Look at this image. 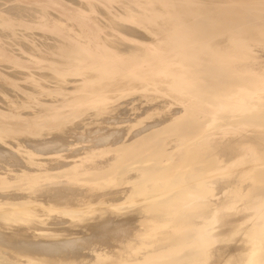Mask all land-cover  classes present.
<instances>
[{"label": "bare ground", "instance_id": "obj_1", "mask_svg": "<svg viewBox=\"0 0 264 264\" xmlns=\"http://www.w3.org/2000/svg\"><path fill=\"white\" fill-rule=\"evenodd\" d=\"M201 1L0 0V36L19 34L25 41L36 34L45 44L42 50L32 41L10 49L12 40L0 38V264H264V0ZM115 2L124 3L123 10ZM113 6L117 22L107 31L103 17L111 16ZM149 24L151 34L160 36L156 40L145 32ZM136 32L147 36L138 41L126 35ZM116 37L137 46L117 45ZM149 88L179 100L176 109L170 103L175 110H166L168 117L142 121L130 138L120 132L126 139L112 137L111 143L102 121L97 128L103 136L99 130L91 136L104 144L74 154V143L65 145L72 149L68 160L55 161L52 152L55 162L44 165L49 152H39L67 143L44 128L73 120L86 105L102 104L103 110L115 95L131 98ZM53 92L62 98L44 99ZM11 95L21 100L10 101ZM154 102L163 110L170 101L161 102L163 108ZM86 121L82 127L96 126ZM127 122L131 126L132 118ZM42 129L51 137L47 142L41 141ZM53 181L59 182L54 190L46 191L47 185L44 196L36 197L39 187ZM92 188L97 191L91 196ZM98 204L123 210L117 216L124 217L110 219L105 209L107 219L98 212L105 220L92 229L86 212ZM47 210L68 217L53 213L50 221V212L42 217ZM80 215L87 232H56L55 226L75 224Z\"/></svg>", "mask_w": 264, "mask_h": 264}, {"label": "rangeland", "instance_id": "obj_2", "mask_svg": "<svg viewBox=\"0 0 264 264\" xmlns=\"http://www.w3.org/2000/svg\"><path fill=\"white\" fill-rule=\"evenodd\" d=\"M205 1L207 2V0H205ZM205 1L202 0L201 3H202V4H205V3H206ZM208 1H209L208 4H209V3L211 4V3L213 2L212 0H208ZM210 1H212V2H210ZM204 2H205V3H204ZM115 4H117L118 6H120V8H118V6H115V7L113 6V8H112L113 12H110V14H108V15H111L113 18H112L111 16H109V18H108V17H107V18H106V17H103V19L105 18L104 21H103V22H104V26L107 24L106 27H109V28H106V27H105V28L107 29V31H108V29L111 28V27H110L111 24L115 25L116 22H117V20H116L117 18L114 17V11H116L117 8H118V10H120V9L123 10V7H124V6H122L124 3H121V2H120V3H117V2H115ZM119 4H120V5H119ZM210 4H209V5H210ZM209 5H206V4H205L204 6H209ZM121 6H122V8H121ZM114 8H116V9H114ZM112 10H111V11H112ZM112 13H113V14H112ZM108 25H109V26H108ZM140 25H141V26H140ZM143 25H144V26H143ZM145 25H146L145 23H143V24L140 23V24H139L140 27H142V26L145 27ZM149 26H150L149 28L151 29V27H152L151 24H149ZM143 27H142V28H143ZM152 28H153V27H152ZM150 29H146L145 32L147 33V35H151V37H152L153 40H154V39L156 40L157 37H160V36H157V37H156V35H159L158 33L156 34V31L154 32V34H151V33L154 31V30H153L154 28L151 29V30H150ZM104 30H105V29H104ZM147 30H150V31L147 32ZM152 30H153V31H152ZM149 32H150V33H149ZM5 34H6V33H4V35H5ZM126 35H128L127 37H129V38H133V39H135V40H138V39H139L138 41H140L141 38H144L145 36H147L144 32H140V33H138V32H136V33H129V34H126ZM131 35H132V36H131ZM135 35H137V36H135ZM140 35H141V36H140ZM152 35H153V36H152ZM1 36H2V35H1ZM1 36H0V38H1ZM5 36H6V35H5ZM5 36H2V39H3V40L6 39V40H8V41H11V40L13 41V42H12V41L9 42V45H8V46H9L10 49L18 47L17 45H21V46H23V45L26 46V45H27V46H29L28 43H29V44L32 43V45H35V44H33V43L37 42V43H36L37 45H38L39 43H40V44H39L38 46H36V45H35V46H36V47H39V46H40V48L43 46V47L41 48V50H42V49L44 48V45H45V44H43V42H41L42 39L39 38V35H38V37H37L36 34H35V35H34V34L29 35L30 37H29V36H28V38L26 37V38H25V41L19 39V37H20L19 34H16V36H17L16 39H19V40L13 39L14 37L10 38L11 40H9L8 38H9L10 36H7V38H6ZM16 36H15V37H16ZM133 36H134L135 38H134ZM142 36H144V37H142ZM21 37H22V36H21ZM21 37H20V38H21ZM33 37H34V40H35V41L33 40ZM35 37H36L37 40L35 39ZM110 37H111V36H110ZM154 37H155V38H154ZM4 38H5V39H4ZM116 38H117V40L113 38V39L115 40V41H113V42H114V43H117V45H120V44H121V45H122L123 47H125V48L128 46L127 44H129V45L132 44V45L135 46V47L137 46L136 43H134V44H135V45H134V44L132 43V41H130V40H129V41H130V43H129L128 40H124V41L122 42V41H121L122 38H120V37H116ZM2 39H0V42L3 41ZM27 39H28V40H27ZM31 39H32V40H31ZM39 40H40V41H39ZM141 40H142V39H141ZM14 41H16V42H14ZM17 41H19V42H17ZM20 41H21V43H23V44H21ZM31 41H32V42H31ZM33 41H34V42H33ZM125 41H127V42H125ZM30 42H31V43H30ZM25 43H26V44H25ZM12 44H13V45H12ZM15 44H16V45H15ZM11 45H12V47H10ZM41 45H42V46H41ZM15 46H16V47H15ZM19 47H20V46H19ZM118 48H120V47H118ZM125 48H124V49H125ZM120 49H121V48H120ZM14 50H15V49H14ZM41 70H42V69H39V72H40ZM42 71H43V70H42ZM36 75H39V74H36ZM39 76H40V77H39V80H40V81H43V80H44V81H47L48 78L50 77V76H47L46 74H44V75H39ZM42 76H43V77L45 76V77L43 78ZM41 77L43 78V80H42ZM127 80H128V79H127ZM127 80H126V79H123L122 82H123V83H126ZM48 81H50V82H48ZM48 81H47V82H48L49 85H51V83H52V85L55 83V81L52 82L53 80H51L50 78H49ZM23 83H24V82H23ZM63 83H64V82H63ZM63 83H62V84H63ZM24 84H25V83H24ZM25 85H31V84H30L29 82H26ZM32 85H33V84H32ZM32 85H31V86H32ZM32 87H34V85H33ZM2 88H3V87L0 85V89H2ZM151 89H152V90H151ZM151 89L149 88V90H146V93L149 92V91L151 90V91H150L151 94H150V92H149L148 94H146L145 91H144V92H143V91H142V92H135V93H131V94H130V95L132 96L131 98L129 97V94H127V96H126V95H122V96L126 97V98L123 97V99H122V96L115 95V96L111 97L110 100L112 101V103H113L114 105H115V103H116V105H117L118 101H120V102L118 103V105H117V106H116V105L114 106L113 104H110L111 101L109 100V103H107V105H105V107H101V108H103V110H102V109H99V107H100L102 104H101V105H97V106L95 105L96 107L93 106V105H90V106L86 105V106H88V107L85 106V109L88 108L89 110L86 109L87 111L84 110V111H85V112H84V111H83V108H84V107H83V108L81 109L82 111H80L81 113L79 112V114H77V116L75 115V117H73V120H72V118L69 119V120H67V121H68V122H66L67 124L64 123V122H65V121H64V122H62V123H59L56 127L54 126L57 130H55L54 127H46V128H44L45 132L53 128L52 130H53L54 133L52 132V130H50L49 133H48V132L45 133L44 130L42 129L43 131L41 130L40 134L42 133L44 136L41 134V135L43 136V138L41 139V135L39 134V140L41 139V141H43V142H47L46 140H47V139L50 140L51 137H52V139H53V137H54V139H57V140H58V138H60V136H61V137L64 138V139L66 138L65 141H66L67 143H68V142H70V143L67 144L65 141H63L64 139L60 138V141L58 140V142L61 143V142L63 141V142H65L66 144H64V143H62V144L57 143L58 145L56 144L55 146H52V148L47 147V148H48L47 151H46V148H45V152H44V149H43V152H39V157H40V156L42 157L43 155L45 156V155L49 152L47 155H48V156L50 155V158L48 157V158L45 159L46 161H45L44 159H42L41 161H45L46 164H44V165L49 166V163H47V162H51V161L53 162V160H54L55 157H56V156H55V155H56L55 153H57V158H58V156L60 157V158H58L59 160H57V158H56L55 161H63V160H65V158H66L67 160L69 159L70 154L72 153V151H73L72 154H74V153H76V151H78V152H82L84 146H89L90 148H92L93 145H96V146H97L96 143L99 144V142H101V141H98V142H97V141H96L97 139H96L95 137L93 138L92 136H96L98 133H99L98 135L101 134V136H103V135L106 134V133L108 134V131H109V134H110V133H111V134H110V136H108V139H109V140L106 139V141H107V143H109V141H110V143H111V138H112V137L115 138V139L112 138V141H114V140L116 141V140H120V139H121V140H122V139H126V137H125V136H126V135H125L126 132H127V134H128L127 137L130 138V137L133 135L132 132L134 133V131L137 130L136 127L138 128V123L142 124V121H143V124H142V126H143L144 124H146V123H148V122H150V121H151L152 123H153V122L158 123L159 121L165 119V117H168V116L170 115V113H167V111H168V112H172V110H173L172 108H175V109H176V108H177V105L179 104V100L176 99V98H174L172 95H170L169 92L166 93V92H163V91H160V90H156V89H154V88H151ZM154 90H155L157 93H156ZM153 91H154V93H152ZM161 92H162L163 94H162ZM2 93H3V92H2ZM53 93H54V92H53ZM53 93H52V94H53ZM56 93H57V94H56ZM138 93H139V94H138ZM143 93L145 94L144 97H145L146 95H148V96H146V97L144 98V97H143ZM158 93H159V94H158ZM48 94H49V93H48ZM48 94L46 93V96H47V97L44 98V99H46V100H59V99L62 98L61 95L63 96V94L58 93V92H55V93H54V95L56 94L55 96L52 95L51 93H50L49 95H48ZM58 94H61V95H58ZM111 94H114V93H111ZM116 94H117V92H116ZM132 94H133V95H132ZM134 94H135L136 96H135ZM152 94H153V95H152ZM156 94H157L158 96H160V97L157 96V97H158V98H157V97L155 96ZM160 94H161V95H160ZM50 95H51V97H50ZM57 95H58V96H57ZM138 95H139V96H138ZM140 95H141V96H140ZM149 95H150V96H149ZM43 96L45 97V93L41 94L39 99H40V100H41V99L43 100V98H42ZM48 96H49V99H47ZM59 96H60V97H59ZM134 96H135V97L138 96V98H133ZM162 96H165V97H162ZM11 97H12V98H11ZM18 97H19L20 99H18ZM18 97H17V96H14V95H11V96H10V99H11L10 101H16V102H19V101H17V100H21V97H20V95H18ZM128 97H129L130 99H129ZM140 97L142 98V101H141ZM150 97H152V98H150ZM161 97H162V99H164V101H165V100H166V101H165V102H164V101H161L162 99L159 100V98H161ZM167 97H168V101H170V102H169V105H167V106H169V107H167V106L164 107V105L168 104V103H167ZM13 98H15V99H13ZM56 98H57V99H56ZM118 98H119V100H118ZM120 98H121V99H120ZM132 98H133V99H132ZM148 98H149L150 104H149V103H146V102L144 101V100H147V101H148ZM153 98H154V99H153ZM156 98L158 99L157 101H156ZM165 98H166V99H165ZM115 99H116V100H115ZM134 99H135V100H134ZM150 99L152 100V102L155 101L154 104H155V105H158L160 108L163 106V107H164V108L162 107L163 110L158 109L157 106L152 105L153 103L151 102ZM114 100H115L116 102H115ZM132 100H134V101L138 100V101H137V102H134V101L132 102ZM160 101H161L162 103L164 102V105H162ZM172 101H173V102H172ZM16 102H15V103H16ZM121 102H122V104L125 105V106H123V105L120 106L119 104H121ZM140 102H143V103H141L142 106L139 104ZM156 102H159L160 104H157ZM30 103H32L33 105L35 104V103L32 102V101H31ZM125 103H126V104H125ZM132 103H133L134 105H133ZM137 103L139 104L138 106H140L141 108L145 107V104H146L147 108L145 107V108L141 109L140 107L135 106V104L137 105ZM151 103H152V104H151ZM170 103L173 104V105H172V108H171V106H170V105H171ZM32 104H31V105H32ZM147 104H148V105H147ZM176 104H177V105H176ZM143 105H144V106H143ZM151 105H152V106H151ZM160 105H161V106H160ZM174 105H175L176 107H175ZM102 106H104V105H102ZM110 106H111L113 109L111 108V110H109V109H110ZM118 106H119L120 108H121V107H122V108L125 107L124 109H122L123 114H122V111L120 110V108H119ZM128 106L130 107V110H132L131 112H130V110H128V109H129ZM153 106H154V107H153ZM173 106H174V107H173ZM89 107L96 108L95 110L98 109L99 112H101V113L103 112V115L100 113V114H101V116H100L99 112L97 111V112H98V114H97V112H95V110H94V112H92L93 109H92V108H89ZM107 107H108L109 109H108ZM116 107L118 108V109H116V110H118L117 112H116V110H114ZM149 107H150V108L152 107V108H154V109H155V107H156L157 109H155V110L153 109V110H152V108L150 109ZM106 108H107V109H106ZM168 108H169L170 111L168 110ZM145 109L147 110L148 114H147V112H145V111H146ZM164 109H165V111L167 110L166 113H165ZM171 109H172V110H171ZM175 109H174V110H175ZM106 110H107L108 112H106ZM112 110H113V111H112ZM124 110H125V111H124ZM133 110H134V111H133ZM149 110H151V111H155V113L157 112V113H156L157 115L154 114L153 112L149 111ZM174 110H173V111H174ZM89 111H90V112H89ZM111 111H112V114H110V115H111L113 118L109 115V113H110ZM120 111H121V112H120ZM127 111L130 113V116H132V115L134 114L136 118H137L138 115L140 114V115H139V119H140V120H139L138 118H137L138 120H136V118H133V116H132V117H129V115L127 116V114H129ZM160 111L163 112V113H161ZM86 112H89L90 114H89V113H86ZM104 112L107 113L108 115H107V114H104ZM113 112H116V113L120 112V113L122 114V117H121V114H119V113H118V114L115 113V114L113 115ZM134 112H136L137 115H136V113H134ZM144 112H145V113H144ZM83 113L86 114V116H84ZM124 113H125L126 115H125ZM131 113H132V114H131ZM149 113H150V114H149ZM160 113L163 114V115H165V116L163 117V115H162V116H161V115H158V114H160ZM164 113H165V114H164ZM87 114H89L91 117H90L89 115H87ZM94 114L96 115V116H95V117H96V120L99 121V123L95 120ZM141 114H142V116H141ZM145 114H147L148 116L145 115ZM153 114H154V116H156V117H158V118L156 119V117H154ZM166 114H168V116H167ZM106 115L109 116L108 118H110V120L106 118V117H107ZM124 115H125L127 118H125ZM149 115H150L151 117H149ZM82 116H84V119L80 118V117H82ZM105 116H106V117H105ZM114 116H119V118L121 117V118H120L121 121H120V119H119L118 117L116 118V117H114ZM140 116H141V118H144V116H145L146 120H144V119L141 120ZM159 116H161V118H160ZM88 117H89V118H88ZM101 117H102V118H101ZM104 117H105V118H104ZM123 117H124V118H123ZM147 117H149L150 119L147 118ZM78 118H80V119H78ZM91 118H93V119L91 120ZM114 118H116V119L114 120L113 123H115V122H116V123L113 125V123H112L111 121H113L112 119H114ZM128 118H130V119L128 120ZM131 118H132V121H133V122H131ZM151 118H152V119H151ZM89 119H90V121H91L92 126H94V125H96V126H94L95 128H94V127L92 128L91 126H90V127H85V128L88 129V130H89L90 128H92L91 130H89V132H90L91 134H89V133L86 134L88 131H87L84 127H82V126H86V125L88 126V122H87L86 120L89 121ZM99 119H100V120H99ZM122 119H123V120H122ZM134 119L136 120V122L134 121ZM153 119L158 120V121H157V122H156L155 120L153 121ZM160 119H161V120H160ZM77 120H80V121H77ZM81 120H82V121H81ZM117 120H118L119 122H118ZM126 120H127V121H130V122L132 123V124L130 123L131 126H129V122H127L128 125L125 124V123H126ZM148 120H149V121H148ZM69 121H70V122H69ZM84 121H85L86 123H85ZM90 121H89V122H90ZM92 121H94V122L96 121L97 123L95 122V123L93 124ZM102 121L104 122V125H103V123H102V125H103L104 127H103V129L101 130L100 127H99V128H97V127H98V124H99V126L101 125L100 123H101ZM106 121H107V122H106ZM108 121H109V122H108ZM123 121H124V124H123ZM137 121H138V122H137ZM71 122H73V123H71ZM81 122H83V123H81ZM117 122H118V123H117ZM144 122H145V123H144ZM69 123H70V124H69ZM120 123H121L122 125H121ZM135 123H136V125H135ZM61 124H65L66 126H65V125H61ZM77 124H78V125H77ZM79 124H80V125H79ZM83 124H84V125H83ZM85 124H86V125H85ZM91 124L89 123V125H91ZM116 124H118V125L120 124V125H119V128H118V126H117ZM140 124H139V128L142 127ZM68 125H69V126H68ZM72 125H75V127L73 128ZM102 125H101V126H102ZM115 125H116V127H114ZM126 125H127V126H126ZM132 125H133V127H132ZM70 126H71V127H70ZM79 126H80V127H79ZM123 126H125V127H124V130L126 129V127H127V129H128V131L126 130L125 133H124V130H123ZM67 127H68V129H67ZM108 127H109L110 130H107ZM121 127H122V128H121ZM128 127H129V128L132 127V129H131V128L129 129ZM48 128H49V129H48ZM79 128H80V130H79V132H77ZM83 128H84V129H83ZM106 128H107V129H106ZM139 128H138V129H139ZM62 129H63V130H62ZM71 129H73L74 131L77 129V130L75 131V134H74L73 130L71 131ZM82 129L85 130L86 133H85V131H83ZM94 129H95V131L93 132ZM115 129H116V130H115ZM117 129H122L123 131H121V130L119 131V130H117ZM98 130H99V132H98L97 134L92 135V134L96 133V131H98ZM100 130H101V132L103 133V135H102V133L100 132ZM106 130H107V132H105ZM55 131H56V132H55ZM103 131H104L105 133H104ZM110 131H111V132H110ZM114 131H115V132H114ZM117 131H118V132H117ZM129 131H132V132H129ZM81 132H82V133H81ZM112 132H114V133H112ZM120 132H121L122 135H125V136H122L121 134L119 135ZM44 133H45V134H48L49 136H51L52 134H54V136L52 135L51 137H48V136H46ZM50 133H52V134H50ZM63 133H64V134H63ZM78 133H79V134H78ZM116 133H117L119 136L116 135ZM60 134H61V135H60ZM65 134H66V135H65ZM73 134H74V135H73ZM76 134H77V135H76ZM81 134H82L83 136H82ZM84 134H85L86 136H85ZM107 134H106V135H107ZM113 134H114V135H113ZM91 135H92V136H91ZM98 135H97V136H98ZM57 136H59V137H57ZM64 136H65V137H64ZM89 136H90V138H89ZM115 136H116V137H115ZM120 136H121V137H120ZM20 137H21V136H20ZM109 137H110V138H109ZM123 137H124V138H123ZM86 138H89V139L85 140ZM116 138H117V139H116ZM61 139H62V140H61ZM67 139H68V141H67ZM76 139H77V140H76ZM92 139H95V141L92 140ZM73 141H74V142H73ZM86 141H87V142L89 141V142L87 143ZM90 141H93V142L90 143ZM106 141H105V142H106ZM80 142H81V143H80ZM85 142H86V143H85ZM73 143H74V145H77V144H78V145L75 147L74 145H72ZM79 143L82 144V145H79ZM83 143H84V144H83ZM94 143H95V144H94ZM101 143H103V141H102ZM63 144H64V145H63ZM70 144H71L72 146H71ZM103 144H104V143H103ZM59 145H60V147H63V150H62V148H58ZM65 145H66L67 147H68V146H71L72 149H73V148H74V149L72 150L71 147H70V148H67V149L64 150V146H65ZM91 145H92V146H91ZM81 146H82V147H81ZM99 146H100V145H99ZM49 148H50V149H49ZM52 149H53L54 151H53ZM57 149H59V150H57ZM68 149H69V150L71 149L72 151L70 150L71 152L68 153V152H69V151H67ZM49 150H52V151L50 152ZM60 151H61V153H60ZM65 151H66V152H65ZM52 152H54L53 154H55V155H53ZM64 152H65L67 155H66ZM50 153H51V154H50ZM59 153H60V154H59ZM62 153H63V154H62ZM42 154H43V155H42ZM64 154L66 155V157L64 156ZM60 155H63L64 159H63ZM51 156H52V157H51ZM53 156H54V158H53ZM0 159H1V158H0ZM50 159H51V160H50ZM55 161H54V162H55ZM54 162H53V163H54ZM55 182H56V183H55ZM49 183H50V182H49ZM49 183H44V184L42 185L43 187H41V189H42V188H45V187L48 185V186H50V187H46V189L48 188L49 190H48V189H47V190L45 189V190H46V191H52V190L55 189V188H53V187H54L55 185H58V184H59V182L57 183V181H53V182H51V183H53V184H51V183L49 184ZM44 185H45V186H44ZM52 188H53V189H52ZM41 189H40V187H39V191L35 192V193L37 194L36 197H42L41 194L44 196V193H45V192L42 193V191H44V189H42V190H41ZM51 189H52V190H51ZM94 189H96V188H92L91 190H90V189L88 190V191H89V194H91V196L94 195V193H95V192L92 191V190H94ZM110 189H111V190H110L109 192H108V189H107L106 191H107L109 194H112V192H113L114 189H112V188H110ZM83 190H84V189H83ZM85 190H86V189H85ZM94 191H97V189L94 190ZM106 191H105V192H106ZM111 191H112V192H111ZM91 192H92V193H91ZM105 192H102V193H105ZM38 193H39V194H38ZM85 193H86V194H85ZM85 193H84L85 195H87V196L89 195L87 191H85ZM100 193H101V192H100ZM102 193H101V194H102ZM109 194H106V195H104V196H106V198H107V197H109ZM38 195H39V196H38ZM95 195H96V194H95ZM87 196H86V197H87ZM91 196L89 195V196H88L89 198H86V200H87V199H91V198H92ZM104 196H103V197H104ZM96 197H97V195H96ZM79 198H80V196H79ZM81 198H82V197H81ZM93 198H94V197H93ZM43 199H44V200H43ZM43 199H42V201H45V200L48 201V199H45V197H44ZM95 204H96V203H94L93 205H95ZM99 206L101 207V206H103V205L98 204V205H97V208H95L96 210H95V209H91V211H93V210H94V211H93V212H91V211H90V212H86V213H87V216L90 217V218H92L93 221H92L91 219H87V218L85 217V215H86L85 213H84V215L82 214L83 217H84L83 219H86V220H88V221H89V220L92 221V223H90V221H89L90 226H91L90 228L94 227L95 225H92V224H95V223H96V225H97V227H98V224H97L98 222L101 223V221L107 219V216H105V214H107V212H108V210H109L110 208H109V207H107V208H105V207H104V208H103V207H102V208H99ZM100 209H101V210L103 209L104 211H101ZM105 209H107L106 212H105ZM112 210H113V211H112ZM111 211H112V212H111ZM114 211H115L114 209H110V212L108 213V215L110 214V215L108 216L110 219H111V217H114V218H113L114 220H115V218L118 219V217H119V218H120V217H121V218L124 217V216H121V215H118V216H117V214H120V213H118L119 211L121 212V214L124 213L125 211L123 212V210H117V211H116L117 213L114 212ZM49 212H50L51 215L49 214V215H50V218H49L48 220H50V221H51V219H52V215H53V217H54V214H56L57 217L59 216L58 214H60L62 217H66V218L68 217L67 215H63V213H61V212L59 213V211H56V212H55V211H49ZM49 212H48V210H47V212L43 211V212H42V217L45 218V219L48 218L49 216H46V215H48ZM94 212L97 213V216H98V217H97V216H94V215H96V214H93ZM98 212L101 213V214H103V215L105 216V217H104L105 219H103V216H102L101 214H99ZM104 212H105V214H104ZM53 213H54V214H53ZM112 213H114V215L116 214V216H114ZM45 214H46V215H45ZM92 214H93V215H92ZM98 214H99V215H98ZM111 214H112V215H111ZM82 215L78 216L79 219H80V221L82 220ZM89 215H90V216H89ZM91 215H92V217H91ZM45 216H46V217H45ZM93 216H94V217H93ZM100 216H101V217H100ZM110 216H111V217H110ZM57 217H55V218H57ZM59 217H60V216H59ZM59 217H58V218H59ZM69 217H71V216H69ZM78 217H76V216L74 217V219L76 218L75 221L77 220V221L75 222V224H72V225H71V224H64V225H62V224L60 225V224H59V225L55 226L56 229H57V227H58L59 230L57 229V231H56V229H55L54 231L59 232V233H60V236L63 235V237H65V236L68 235V234H69V236H70V235L73 236V235H75V234L77 235L78 232H79V234H80L81 232H83L82 230H84L85 232H87V230H86L85 228L83 229V227H86V228L88 227V228H89V224H88V226H87V221H86V220H82V222H80L79 219H77ZM80 217H81V218H80ZM99 217H100V218H99ZM55 218H54V219H55ZM66 218H65V219H66ZM98 218H99V219H98ZM101 218H102V219H101ZM109 218H108V219H109ZM94 219H95V222H94ZM97 219H98V220H97ZM100 220H101V221H100ZM96 221H97V222H96ZM83 222L86 223V225H85ZM76 223H77V224H76ZM82 224H83L84 226H83ZM45 225H46V224H45ZM66 225H67V226H66ZM68 225H70V226H68ZM73 225H74V226H73ZM75 225H76V226H75ZM79 225H81V226H79ZM46 226H47V225H46ZM71 226H72V227H71ZM77 226H79V227H77ZM70 227H71V229H70ZM80 227H81V228H80ZM92 229H93V228H92ZM80 230H81V231H80ZM60 231H61V232H60ZM69 231H70V232H69ZM24 232H26V231H24ZM29 232H31V231H29ZM85 232H83V233H85ZM27 233H28V232H26L25 234H27ZM71 233H72V234H71ZM65 234H66V235H65ZM27 235H31V234H27ZM36 235H37V234H36ZM38 236H39L40 238H43V237H44V238H47V237H48V235H40V234H38ZM41 236H42V237H41ZM46 236H47V237H46ZM57 236H59V235H57ZM57 236H56L55 238H57ZM33 237H36V236H33ZM39 237H38V238H39ZM61 237H62V236H61ZM53 238H54V237H53ZM58 238H60V237H58ZM50 239H51V238H50Z\"/></svg>", "mask_w": 264, "mask_h": 264}, {"label": "snow or ice", "instance_id": "obj_3", "mask_svg": "<svg viewBox=\"0 0 264 264\" xmlns=\"http://www.w3.org/2000/svg\"><path fill=\"white\" fill-rule=\"evenodd\" d=\"M204 264H210V262H207V261H206V262H204Z\"/></svg>", "mask_w": 264, "mask_h": 264}]
</instances>
